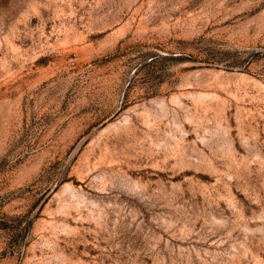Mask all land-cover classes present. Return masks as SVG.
I'll use <instances>...</instances> for the list:
<instances>
[{"label": "rangeland", "instance_id": "1", "mask_svg": "<svg viewBox=\"0 0 264 264\" xmlns=\"http://www.w3.org/2000/svg\"><path fill=\"white\" fill-rule=\"evenodd\" d=\"M0 264H264V0H0Z\"/></svg>", "mask_w": 264, "mask_h": 264}]
</instances>
